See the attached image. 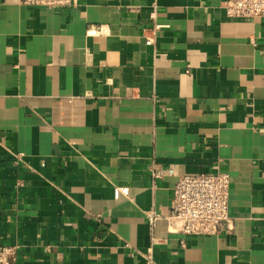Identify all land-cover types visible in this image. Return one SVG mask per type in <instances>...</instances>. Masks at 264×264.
<instances>
[{"label":"crops","instance_id":"0c3cea01","mask_svg":"<svg viewBox=\"0 0 264 264\" xmlns=\"http://www.w3.org/2000/svg\"><path fill=\"white\" fill-rule=\"evenodd\" d=\"M225 1L0 0V245L17 264H264V17ZM216 171L234 178L226 232L151 230L177 179Z\"/></svg>","mask_w":264,"mask_h":264},{"label":"built area","instance_id":"2783aa9c","mask_svg":"<svg viewBox=\"0 0 264 264\" xmlns=\"http://www.w3.org/2000/svg\"><path fill=\"white\" fill-rule=\"evenodd\" d=\"M21 5L51 10H71L78 0H17ZM225 10L232 18L257 19L264 17V0H226ZM168 27L155 24L148 35L147 45L155 42V33ZM163 177V170L154 169L152 178ZM234 178L229 172L183 175L176 181L170 201V213L162 215L155 210L147 212L153 231L160 221H166L172 233L195 236L220 235L227 231L230 218V197ZM17 250L0 245V264H17Z\"/></svg>","mask_w":264,"mask_h":264}]
</instances>
